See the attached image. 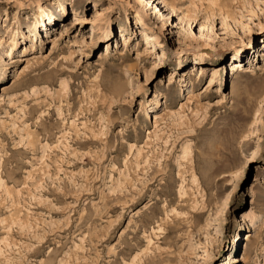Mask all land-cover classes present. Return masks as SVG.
Here are the masks:
<instances>
[{
  "label": "rangeland",
  "instance_id": "1",
  "mask_svg": "<svg viewBox=\"0 0 264 264\" xmlns=\"http://www.w3.org/2000/svg\"><path fill=\"white\" fill-rule=\"evenodd\" d=\"M5 67L0 264H264V0H0Z\"/></svg>",
  "mask_w": 264,
  "mask_h": 264
},
{
  "label": "bare ground",
  "instance_id": "2",
  "mask_svg": "<svg viewBox=\"0 0 264 264\" xmlns=\"http://www.w3.org/2000/svg\"><path fill=\"white\" fill-rule=\"evenodd\" d=\"M15 41H16V39H14ZM16 44V43H15ZM241 63H239V62H235L233 65H235L234 66V70L235 71H238L237 70V68H239V67H241V65H240ZM234 70H233V72H234ZM6 73H7V67H5L3 70H2V72H1V75H0V79H3V75L5 76L6 75ZM235 73V72H234ZM233 73V74H234ZM155 116H156V118H157V120H159L160 118H161V116H160V114H155ZM158 123H160V121H158ZM264 186V185H263ZM263 190H264V188H262V189H259L258 191H256L257 193V195L258 196H260L259 198H262L263 196H264V194H263ZM257 225V224H256ZM256 225H255V223H254V226L256 227Z\"/></svg>",
  "mask_w": 264,
  "mask_h": 264
}]
</instances>
